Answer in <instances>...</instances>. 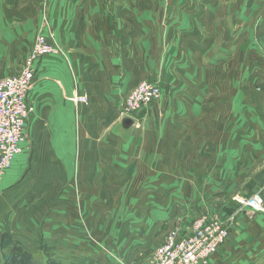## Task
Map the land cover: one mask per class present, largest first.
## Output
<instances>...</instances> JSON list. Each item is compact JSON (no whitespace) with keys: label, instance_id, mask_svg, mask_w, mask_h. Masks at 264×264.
Returning a JSON list of instances; mask_svg holds the SVG:
<instances>
[{"label":"crops","instance_id":"crops-1","mask_svg":"<svg viewBox=\"0 0 264 264\" xmlns=\"http://www.w3.org/2000/svg\"><path fill=\"white\" fill-rule=\"evenodd\" d=\"M162 1L48 0L50 20L42 25L40 0H0V79L20 74L39 32L71 47L74 58L72 67L48 56L35 64L28 139L2 179L0 264L17 241L33 256L50 244L73 262L120 264L84 239L89 225L80 216L99 213L104 222L123 209L125 196L138 198L124 221L166 230L152 242L137 234L143 246L131 260L148 264L170 230L190 227L205 199L214 207V198L231 193L264 198V46L237 33L234 18L226 32L215 28L205 16L218 9L214 0L198 2L199 13L177 8L161 28ZM154 56L174 57L179 78L165 74L166 96L126 126L118 108L155 72ZM75 92L88 103L75 105L68 99ZM238 209L235 202L219 212ZM245 209L208 264H264V214ZM65 212L68 227L40 224L44 214L51 220ZM18 214L21 222L11 225Z\"/></svg>","mask_w":264,"mask_h":264},{"label":"rangeland","instance_id":"rangeland-1","mask_svg":"<svg viewBox=\"0 0 264 264\" xmlns=\"http://www.w3.org/2000/svg\"><path fill=\"white\" fill-rule=\"evenodd\" d=\"M40 1H41V8H43V12L41 16V20H42L41 24L43 25V23L49 22L50 20L49 16H47V13L44 10L45 5L47 6V4L49 3L46 0H40ZM163 1L165 3V8L164 10L162 8L163 15H162L161 24H160L161 28H165L164 23H163V16L165 18H168L170 14L173 13L174 10H176L177 8H180L183 5H186L187 7L192 6L193 8H196V11L198 13L202 10L198 7V2H201L202 0H163ZM214 1L218 3L217 5L218 9H216V12L213 15H211L209 13L211 12L210 10H207L209 12L205 11L207 14H209L207 15L205 13V16L214 18L213 20L214 26L215 24H218L221 28V32H226V28H227L229 20L234 18V21L231 20L229 24L230 26L235 25V29L237 33L246 32V36H247V33L250 35V40H251L252 45L260 44L262 47L264 46V0H214ZM145 15L146 14L144 13V11L141 10L140 18L144 17ZM218 25H216L215 28H217ZM40 28H38V31L40 30ZM206 29L207 31H211L210 26L207 27ZM48 37L52 43L56 44L60 48V52L58 54L51 55L48 57L64 58L70 63L72 67V62L74 61V58L73 57L70 58L69 56L71 54V47L70 49L67 47L64 48V45L60 43L59 41H57L56 39H54L52 35ZM148 43L150 42L145 43V46L148 45ZM34 44L32 45L31 50L25 60L22 70L28 63V60L33 50ZM152 58H153L152 56L149 57V61H151ZM43 59L44 58H41L40 60H43ZM154 59H155V72L150 73L147 77H144V79L139 80L138 84L133 89H131L129 93L124 97L121 106L118 108L119 114L121 115L122 118H123L124 108H126L128 98L131 96V94L134 92V90L139 85L143 83H154L160 87V85H163L165 74L174 79L179 78V74L175 70V65L173 63L174 57L163 58L162 56L161 57L154 56ZM166 61H167V66H164V63ZM36 74L37 72H35V76ZM258 88H259V85L256 84V90H258ZM75 94H78V93L75 92L73 95L68 96V99H70L71 97L70 100L73 101L72 98ZM159 94L161 98L166 96L165 91L163 90V88L161 90V87H160ZM79 95H85V94H79ZM160 97L158 98V100L160 99ZM85 103H88V96H87L86 102L75 103V105L78 106L79 104H85ZM243 182L244 180L241 183ZM3 183H4V180H1L0 181V204L1 205H2L1 200L3 196V194L1 193L4 189L2 187ZM241 183H239V185H241ZM141 190L142 189L140 188L138 191H141ZM237 196L239 195L238 194L234 195V193H231L230 195H227L225 197L214 198L213 199V201L215 202L214 207L212 206L210 207L209 199H205L206 204H204L202 211L199 212L197 216L193 217L192 221L190 222L191 224H189L190 227H188V229L186 228L187 230L182 231L178 227L173 228V229H176L180 233H183V234H187V232L191 233L193 230L194 222L198 218H204L206 221H208V220H213L216 217H221L222 215H224V213L222 214L221 213L222 211L221 212L219 211L223 207H225L226 204L235 203ZM136 198H138V196L123 197L122 198L124 200L123 209L121 210L119 208L117 212L114 213L113 215H107V214L104 215L103 217L104 222L102 221L101 223H100L99 213H87V214H81L80 216V218L83 219L82 220L83 223L80 222V224L84 227L85 225H89V228L86 227V229L82 230L80 234L84 235L85 237L84 239L87 242L92 243L91 245H93V247L99 248L103 252L107 253V255L113 261V263L139 264L140 263L139 260L132 261L131 258L133 259L134 256L139 253V250L143 246L142 241H144L145 239L147 240L151 239V242H152L153 240L156 239V237L159 236L160 232L162 234L166 232V230H160L154 227L149 228V229H144L140 227L134 228L133 225H130V220L124 221L127 217H130L129 215L131 216L133 215L132 213L134 212V210L132 208L131 200L136 199ZM195 200L196 201L194 202V206L196 207L198 206L200 208L201 199L197 198ZM136 205L137 206H134V207H139L140 205L137 203V200H136ZM64 209H67V208H64ZM259 213L264 214V212H261V211ZM32 215L33 214L31 213L28 214V216H32ZM190 215L191 214H189L188 217ZM23 216H26V214L24 213ZM44 217H45L44 221L41 220V223H40L41 225H43V222L46 223V222H51L53 220L59 225L61 224L63 225V223H65L66 224L65 227H68L67 223L71 224V213H68V212L60 213V214L59 213L53 214V217H52L53 219L51 220H47L48 214H44ZM0 218H2V211L0 212ZM20 222H21L20 214H18L15 220H13L11 225L17 226L18 223ZM156 226L158 227V224ZM167 233H168V230H167ZM137 234L139 235V240H142V241L136 240ZM158 244L160 243H156L155 245L158 246ZM9 248H10L9 254L7 255V261L5 264H82L79 261L78 262L71 261V258L68 257V255H64L63 254L64 252L62 253L61 251H59V249L56 246L50 245V244H41L39 246L38 253L37 254L35 253L36 255L34 254V256L31 255L32 253H30L29 251H25L24 247L19 241L14 242L12 244V247L10 246ZM88 264H98V261L97 262L88 261Z\"/></svg>","mask_w":264,"mask_h":264},{"label":"built area","instance_id":"built-area-1","mask_svg":"<svg viewBox=\"0 0 264 264\" xmlns=\"http://www.w3.org/2000/svg\"><path fill=\"white\" fill-rule=\"evenodd\" d=\"M59 52V46L39 32L28 63L20 74L0 79V181L14 158L23 151L28 139L27 122L34 111L28 102V93L35 77V64L41 58ZM159 92L160 87L154 83L139 85L128 98L123 119L133 120L135 115L147 110L158 100ZM72 100L75 103L86 102L87 96L75 94ZM139 124L135 123L137 126ZM236 202L239 208L236 213L208 221L198 218L189 234L171 230L164 243L154 251L148 264H208L210 258L227 241L239 210L246 208L264 212V198L260 192L249 197L239 195Z\"/></svg>","mask_w":264,"mask_h":264},{"label":"water","instance_id":"water-1","mask_svg":"<svg viewBox=\"0 0 264 264\" xmlns=\"http://www.w3.org/2000/svg\"><path fill=\"white\" fill-rule=\"evenodd\" d=\"M125 124H126V126H131L132 125V120L131 119H125Z\"/></svg>","mask_w":264,"mask_h":264}]
</instances>
